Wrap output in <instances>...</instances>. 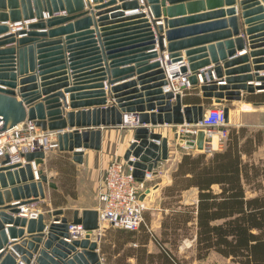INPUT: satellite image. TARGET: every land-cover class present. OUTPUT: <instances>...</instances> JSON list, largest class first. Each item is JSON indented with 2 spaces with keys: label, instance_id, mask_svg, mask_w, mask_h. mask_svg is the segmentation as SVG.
I'll list each match as a JSON object with an SVG mask.
<instances>
[{
  "label": "water",
  "instance_id": "95a60500",
  "mask_svg": "<svg viewBox=\"0 0 264 264\" xmlns=\"http://www.w3.org/2000/svg\"><path fill=\"white\" fill-rule=\"evenodd\" d=\"M179 1L0 0V132L31 120L44 131L57 132L58 149L82 163L84 149L102 148L99 126L133 130L123 159L143 181L169 155L168 137L153 127L196 124L207 109L205 103L183 105V94L166 90L165 63L181 62L192 86L217 103L243 99L242 90L264 91V57L258 56L264 51L255 50L264 45V38H258L264 33L254 35L264 30V0L241 1L246 37L240 34L235 8L226 10L228 19L192 24L194 17L173 16L183 9L172 6ZM206 2L218 5L222 0ZM21 21L29 22L11 28ZM247 43L250 55L230 59ZM211 63L213 67L200 70ZM237 63L245 64L230 68ZM252 65L255 72L250 73ZM135 74L136 79L113 85ZM67 106L77 110L65 111ZM224 112L229 121V106ZM67 126L77 128L64 131ZM204 138L200 129L188 146L203 150ZM22 155L24 162H12L8 153L0 158V264H103L98 209H74L70 216L57 207L47 211L53 219L49 224L42 211L29 219L14 216L23 205L46 198L44 185L57 187L39 167L47 157L43 149ZM14 200L19 203L9 204ZM92 233H97L93 239Z\"/></svg>",
  "mask_w": 264,
  "mask_h": 264
},
{
  "label": "crops",
  "instance_id": "0c3cea01",
  "mask_svg": "<svg viewBox=\"0 0 264 264\" xmlns=\"http://www.w3.org/2000/svg\"><path fill=\"white\" fill-rule=\"evenodd\" d=\"M207 0H182L172 6L181 7L178 11L173 13V16L177 17H194L195 19L189 21L192 24H200L210 22L218 19H228L229 15L226 10L229 8H235L236 16L238 17L240 25V34H243L244 28L247 25L244 24V19L241 16L242 13V0H235L234 3L228 4L227 1L222 0L221 4L209 5ZM169 3H167V6ZM224 10L223 16H216L215 12ZM169 16V15H168ZM165 16H162L164 18ZM174 17V18H175ZM170 18V17H168ZM227 24L226 28H229ZM264 30L258 31L255 34H262ZM239 34V36H240ZM246 37V34H243ZM264 38V36L258 37ZM166 42V41H165ZM208 42L205 44V46ZM256 52L264 51V45H260L255 48ZM251 49L248 46L241 50L231 58H236L238 55L249 54ZM259 57H264V52L260 53ZM252 56H249V60H252ZM245 63H237L231 65L230 68H239V66ZM126 66V65H125ZM128 66V65H127ZM214 66V63L207 65L200 70H206ZM255 72L252 65L250 73ZM264 73V70H260ZM245 74L234 73L233 75ZM226 76V75H224ZM137 78V74L116 81L113 85L123 84ZM216 79H219L215 76ZM106 82V81H105ZM247 83L257 84L256 80H249ZM140 86V85H137ZM108 90V86H105ZM63 90V89H62ZM70 92H66L67 102L70 104L69 98ZM242 94L245 96L241 100H232L230 105L232 107L229 110V131L231 129L246 128V136L250 135L248 132H256L258 130L264 131V100H260L264 96V91L248 93L242 90ZM110 100V96L108 97ZM204 97L200 88L192 87L183 94V105L205 103L208 107L214 101ZM227 101V100H224ZM228 102V101H227ZM77 110L70 106L65 108V111ZM131 119L134 118L131 114H126ZM143 126H151V124L143 123ZM102 134V148L101 150H94L86 148L84 149V159L82 163L75 162L73 160L71 152L60 151L59 149H53L47 152L45 163L39 165L40 168L46 172L51 179H53L57 187L51 188L47 184L44 185L46 192V198L42 199L32 205H23L24 210L21 213L14 214V216H26L30 217V213L34 211H42L45 214V222L49 224L52 219L47 214V211L57 207H62L65 213L70 216L74 209H98L99 200L97 197V190L100 185V176L106 165L115 157L123 158L125 151L129 148L133 139V130H129L123 127H103ZM76 126H67L64 131H73ZM85 128L96 127H79L80 130ZM156 132H162L164 136L168 137V158L163 160L161 166L157 167L154 172H149L144 179L146 189L142 195V199L146 208L144 210V224L135 231H130L122 228L115 227L113 225H105L96 232H100L101 237L98 241V251L100 252L101 260L103 264H161L158 259L159 255H166L169 257L170 264H206V260L209 257H217L220 261L230 262L231 264H240L233 260L232 257L225 256L215 250H211L207 257L199 258L197 256V228L196 219L190 221L180 222V226H186L188 228L187 234L184 233L183 228L179 227L176 234H172L170 228H165L166 223L175 221V213L179 210L186 209L187 206L196 207L199 200V189L192 186L187 189L178 191L169 190L168 187L173 184V172L178 168V165L185 153L197 154L205 152L193 147H184L180 141L175 137L176 129L179 125L165 124L153 127ZM253 130V131H250ZM229 140V139H228ZM228 144L219 147L223 150ZM264 149V143L258 145L253 151L255 154L259 150ZM247 156L243 154V159L252 160L254 154ZM209 155V154H208ZM264 160V154L259 156L256 162ZM33 166L34 162H32ZM36 168H38L36 166ZM215 191L220 190L218 184H214ZM181 192V193H180ZM251 192V195H255L258 192ZM175 193V194H173ZM250 195V194H249ZM18 200L12 201L9 204H17ZM196 214V213H195ZM177 224V223H176ZM8 224H6L7 226ZM26 230V227H24ZM74 226L71 227L73 229ZM168 231V233H164ZM46 232V231H45ZM96 233V234H97ZM27 234V233H25ZM95 233H92L91 239L95 238ZM20 238H10V242H19ZM80 247L77 248L79 250ZM143 253L144 260H140L138 256ZM153 254L152 256H150ZM20 261V255L17 258Z\"/></svg>",
  "mask_w": 264,
  "mask_h": 264
},
{
  "label": "trees",
  "instance_id": "16d2710c",
  "mask_svg": "<svg viewBox=\"0 0 264 264\" xmlns=\"http://www.w3.org/2000/svg\"><path fill=\"white\" fill-rule=\"evenodd\" d=\"M246 131L244 127L231 129L223 150L185 153L173 172L168 189L181 191L195 186L199 200L196 207L177 211L175 221L164 227L172 229L173 235L182 227L187 234L188 228L180 222L196 219L199 258L215 250L240 264H264V160L250 161L242 156H250L264 143V131L247 136ZM214 184L220 190L215 191ZM247 190L258 193L249 195ZM138 258L144 260L143 253ZM158 259L161 264H170L166 255Z\"/></svg>",
  "mask_w": 264,
  "mask_h": 264
},
{
  "label": "built area",
  "instance_id": "2783aa9c",
  "mask_svg": "<svg viewBox=\"0 0 264 264\" xmlns=\"http://www.w3.org/2000/svg\"><path fill=\"white\" fill-rule=\"evenodd\" d=\"M47 16L48 14L45 15V17ZM28 22H16L10 26L17 30L24 24L26 26ZM163 66L168 80L166 90L184 94L193 87L188 79L189 73L181 72V62L165 63ZM129 123L136 124V119L132 118ZM200 129L205 132L203 150L206 153H212L225 145L229 139L230 131L224 105L208 106L202 119L196 124L179 125L176 132L181 137L180 143L184 147H191L188 146L187 141L195 140ZM37 149H43L46 154L50 150L58 149L57 132L44 131L31 120L15 124V126L0 132V158L8 153L12 162H24L22 154ZM145 189L144 180L136 179L132 167L127 164L125 159L113 158L103 169L97 190L100 205L98 206L100 228L105 225H113L130 231L138 230L145 222L146 205L142 199V194L146 192ZM37 212H31L30 215L36 216ZM78 228L84 235L85 231L81 225Z\"/></svg>",
  "mask_w": 264,
  "mask_h": 264
},
{
  "label": "rangeland",
  "instance_id": "374dc122",
  "mask_svg": "<svg viewBox=\"0 0 264 264\" xmlns=\"http://www.w3.org/2000/svg\"><path fill=\"white\" fill-rule=\"evenodd\" d=\"M228 101V102H227ZM227 101H224V100H222V102H220V103H217V102H213L211 105H226V106H229V110H230V108L232 107V105H230V101H232V100H227ZM210 106V105H209ZM230 127V126H229ZM231 128V127H230ZM176 131H177V129H176ZM250 131H253V130H251L250 129ZM249 134L251 133V132H248ZM175 137L179 140V141H181V137L179 136V134L176 136V134H175ZM254 154V153H253ZM264 154V149H261V150H259L258 152H256L255 154H254V159H253V157H252V160L253 161H256L258 158H259V156H262ZM248 194H252L251 192H248ZM206 264H231L230 262H223V261H220V259L219 258H217V257H215V256H211V257H209L207 260H206V262H205Z\"/></svg>",
  "mask_w": 264,
  "mask_h": 264
}]
</instances>
